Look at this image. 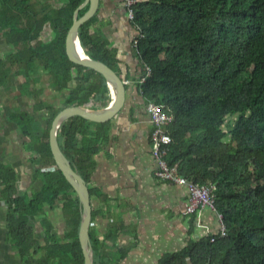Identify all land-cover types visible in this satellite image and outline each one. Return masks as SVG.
Returning <instances> with one entry per match:
<instances>
[{"label": "trees", "instance_id": "trees-1", "mask_svg": "<svg viewBox=\"0 0 264 264\" xmlns=\"http://www.w3.org/2000/svg\"><path fill=\"white\" fill-rule=\"evenodd\" d=\"M52 1L0 0V34L15 50L1 61V69L12 64L34 72L38 62L55 89L68 91L66 107L91 102L92 109H104L111 102L104 77L70 62L66 54L74 11L84 0ZM87 10L88 6L81 9L79 16ZM134 11L131 22L143 36L136 50L151 70L139 83L140 95L171 117L166 128L172 139L171 164H177L178 173L188 182L213 187L216 210L206 208L216 212L218 223L220 214L226 227V237L218 231L193 245L187 252L190 263L264 264V0H136ZM95 18L80 28L81 46L87 56L115 71L107 41L92 31ZM46 31L52 37L45 41ZM59 112L53 113L52 120ZM107 129L72 117L58 133L62 153L88 187L93 157L100 148H80L79 139L96 132L95 142H102ZM49 132L44 133L38 151L43 166L56 169L38 171L46 186L30 201L15 194L13 172L0 165L7 240L20 264H85L78 237L82 205L51 155ZM57 199L63 200L64 236L59 238L53 226L44 222L47 232L42 245L31 216ZM90 238L98 256L91 229ZM121 254L114 264L126 256L124 251ZM182 255L163 264H172Z\"/></svg>", "mask_w": 264, "mask_h": 264}, {"label": "crops", "instance_id": "crops-1", "mask_svg": "<svg viewBox=\"0 0 264 264\" xmlns=\"http://www.w3.org/2000/svg\"><path fill=\"white\" fill-rule=\"evenodd\" d=\"M51 3L56 4L54 0ZM95 16L92 31L98 32L100 40L107 41L116 60L115 72L127 88L122 110L110 122L97 124L108 126L106 139L95 142L96 132L101 136L95 129V134L86 139L81 137L78 143L80 148L83 145L100 148L93 157L89 180L93 210L90 229L99 249L95 261L114 264L124 251L126 256L117 264H163L182 254L172 264H191L188 250L218 232L217 214L205 207L186 214L187 188L156 177L157 162L151 144L153 128L147 103L139 91L145 66L134 46L138 32L127 17L123 0H100ZM42 35L45 41L52 37L47 31ZM14 51L0 34V63ZM38 65L36 62L34 72L12 64H7L5 70L0 66L3 72L0 75V165L13 172L15 194L26 201L46 186L38 171L56 169L52 165L43 166L38 148L44 133L52 129L53 113L67 108L68 91L55 89L50 75ZM109 96L111 99L110 91ZM83 107L92 109V103ZM3 188L0 181V264H20L7 240ZM65 219L61 199L49 202L32 215L38 241L45 244L44 222L51 224L62 238Z\"/></svg>", "mask_w": 264, "mask_h": 264}, {"label": "water", "instance_id": "water-1", "mask_svg": "<svg viewBox=\"0 0 264 264\" xmlns=\"http://www.w3.org/2000/svg\"><path fill=\"white\" fill-rule=\"evenodd\" d=\"M100 0H84L74 11L73 23L66 37V54L70 62L82 67L92 69L101 74L111 94V102L102 110H93L83 106H71L63 109L54 119L50 131L51 154L58 169L62 172L68 183L78 194L82 205L81 224L79 230V242L82 248L84 263L96 264L94 250L91 245L90 228L92 223V204L90 190L85 180L71 166L70 161L61 151L58 133L68 119L81 117L94 124H106L110 122L126 103L127 88L123 80L108 65L94 60L84 53L81 46L80 28L90 20L98 11ZM88 6V10L79 16V11Z\"/></svg>", "mask_w": 264, "mask_h": 264}, {"label": "built area", "instance_id": "built-area-1", "mask_svg": "<svg viewBox=\"0 0 264 264\" xmlns=\"http://www.w3.org/2000/svg\"><path fill=\"white\" fill-rule=\"evenodd\" d=\"M136 0H124L123 5L126 9V14L129 20H133L135 17L134 5ZM138 29L137 27H135ZM143 36L141 34L134 41V46L137 47L139 39ZM145 73L140 80V84L144 83L145 80L151 75V70L145 67ZM147 113L150 117V123L153 128L151 134L152 154L157 162L156 177L162 181H166L172 184L184 185L188 190V200L185 207V213L197 212L202 208H209L214 210V195L213 187L206 185L192 184L182 177L177 170V164L172 165L168 147L172 143L171 137L167 134L166 128L172 122L171 117L167 115L161 108V106L155 103H147ZM219 219V236L226 237V227L221 222V216L218 214ZM215 239L212 237L210 242H214Z\"/></svg>", "mask_w": 264, "mask_h": 264}, {"label": "bare ground", "instance_id": "bare-ground-1", "mask_svg": "<svg viewBox=\"0 0 264 264\" xmlns=\"http://www.w3.org/2000/svg\"><path fill=\"white\" fill-rule=\"evenodd\" d=\"M214 195V194H213ZM215 210H216V208H215ZM93 211V210H92ZM92 214H93V212H92Z\"/></svg>", "mask_w": 264, "mask_h": 264}, {"label": "rangeland", "instance_id": "rangeland-1", "mask_svg": "<svg viewBox=\"0 0 264 264\" xmlns=\"http://www.w3.org/2000/svg\"><path fill=\"white\" fill-rule=\"evenodd\" d=\"M123 2H124V0H123Z\"/></svg>", "mask_w": 264, "mask_h": 264}]
</instances>
